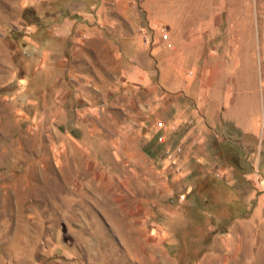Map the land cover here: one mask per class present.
<instances>
[{
	"label": "rangeland",
	"instance_id": "1",
	"mask_svg": "<svg viewBox=\"0 0 264 264\" xmlns=\"http://www.w3.org/2000/svg\"><path fill=\"white\" fill-rule=\"evenodd\" d=\"M0 264H264V0H0Z\"/></svg>",
	"mask_w": 264,
	"mask_h": 264
},
{
	"label": "crops",
	"instance_id": "2",
	"mask_svg": "<svg viewBox=\"0 0 264 264\" xmlns=\"http://www.w3.org/2000/svg\"><path fill=\"white\" fill-rule=\"evenodd\" d=\"M191 45L194 46L196 45V43L192 42L191 44L190 43L186 44V47H189V46L191 47ZM182 51H184V49ZM206 73H209V71H206ZM181 101L182 102L180 104L183 103L182 107L184 106L183 108L186 111L185 115L191 114L192 116H195L197 115L198 110L201 112L204 111L203 113L204 120H206L207 122H217V121H214V119L210 121L209 117H212V118L216 117L215 116L216 111L214 110L218 108V106H220V104H222V102H224L225 100L217 91L215 92L213 90H208L207 92L196 93L195 97H184V99ZM181 108H179L180 112L175 117L176 119L175 122H180L182 120L183 110ZM252 108H254L253 104H251L252 114H251L250 122H256L257 114L254 111V109L252 110Z\"/></svg>",
	"mask_w": 264,
	"mask_h": 264
},
{
	"label": "built area",
	"instance_id": "3",
	"mask_svg": "<svg viewBox=\"0 0 264 264\" xmlns=\"http://www.w3.org/2000/svg\"><path fill=\"white\" fill-rule=\"evenodd\" d=\"M159 139L161 140L162 138L160 137Z\"/></svg>",
	"mask_w": 264,
	"mask_h": 264
}]
</instances>
